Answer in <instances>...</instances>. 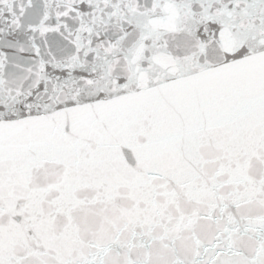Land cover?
I'll list each match as a JSON object with an SVG mask.
<instances>
[{
  "label": "snow or ice",
  "instance_id": "snow-or-ice-1",
  "mask_svg": "<svg viewBox=\"0 0 264 264\" xmlns=\"http://www.w3.org/2000/svg\"><path fill=\"white\" fill-rule=\"evenodd\" d=\"M0 264H264V0H0Z\"/></svg>",
  "mask_w": 264,
  "mask_h": 264
}]
</instances>
